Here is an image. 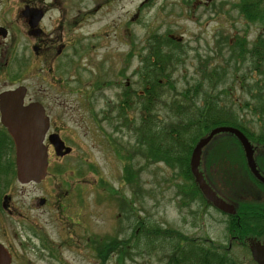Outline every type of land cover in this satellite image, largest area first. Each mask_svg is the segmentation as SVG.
Here are the masks:
<instances>
[{
	"label": "rangeland",
	"instance_id": "374dc122",
	"mask_svg": "<svg viewBox=\"0 0 264 264\" xmlns=\"http://www.w3.org/2000/svg\"><path fill=\"white\" fill-rule=\"evenodd\" d=\"M238 1L54 0L58 6L51 12L60 16L61 40L72 43L67 54L63 52L67 57L61 62V88L67 93L69 90L76 103L71 113L72 121L75 120L71 139L75 146L71 157L76 165L74 189L78 195L86 196L85 201L75 202L79 214L75 242L69 251L64 249L60 264H120L118 252L106 261L100 257V242L111 237L129 243L124 246V264H169L172 251L180 246L179 232L195 239L209 236L230 241V221L220 215L218 223H214L218 213L197 194L179 163L171 167L167 161H154L140 152V147L144 151L146 148L138 143L136 131L141 121L139 102L131 105L126 114L121 107L126 88L133 92L142 90L140 72L143 65L152 62V35L170 36L179 43L173 48L183 59L171 74L170 83L176 85L177 91L205 80L204 74L216 67L221 80L209 90L210 95L220 105L232 107L244 122L252 121L254 130H260L264 118H258L244 103L249 100L254 104L251 93L255 92L249 87L258 79L264 81V73L252 70L250 62L237 70L234 61H225L228 51L221 50L227 37L233 42L235 37L245 35L252 45L264 31L263 20L246 19ZM150 36L152 40L148 41ZM173 94V90L167 92L168 97ZM210 144L218 150L222 147L218 141ZM235 151H224L223 156L229 154L234 159ZM227 161L229 170L225 174H233L239 161L233 165ZM129 162L138 170L135 183L123 177L124 165ZM215 185L223 187L221 182L215 181ZM248 187V181H242L239 194L243 195ZM123 196L129 203L122 209ZM89 235L92 240L87 243ZM190 245L193 248L198 242ZM243 250L235 249L240 259L246 251ZM225 253V259L230 260L229 250Z\"/></svg>",
	"mask_w": 264,
	"mask_h": 264
},
{
	"label": "flooded vegetation",
	"instance_id": "af4514ba",
	"mask_svg": "<svg viewBox=\"0 0 264 264\" xmlns=\"http://www.w3.org/2000/svg\"><path fill=\"white\" fill-rule=\"evenodd\" d=\"M57 6L54 0H0V264H60L64 249L69 251L75 242L73 236L79 224L75 202L86 199L74 189L76 165L71 157L75 146L71 139L75 120L72 121L71 113L76 103L72 93L61 88V62L72 43L61 40L60 16L51 12ZM69 60L73 64V59ZM17 90L24 94L9 100L10 93ZM34 103H40L48 120L44 137L48 164L45 176L23 180L18 174L17 145L8 128V115ZM56 135L63 141V148H57ZM67 147L72 150L66 152ZM258 147L253 143L256 166L264 176L258 165L264 150ZM236 151L243 157L231 175L239 180L252 176L258 179L241 143ZM232 203L235 212L231 214L209 205L218 213L214 223H218L220 215L230 221L227 224L230 241L201 237L200 244L227 245L230 255H236V247L239 252L245 249L242 253L245 264H257L251 242L264 245V205L248 214L249 208L241 207L239 212L237 203ZM201 212L205 217L204 208ZM241 220L250 223L253 230L244 238L236 227ZM90 240L91 236H86L87 243Z\"/></svg>",
	"mask_w": 264,
	"mask_h": 264
},
{
	"label": "trees",
	"instance_id": "16d2710c",
	"mask_svg": "<svg viewBox=\"0 0 264 264\" xmlns=\"http://www.w3.org/2000/svg\"><path fill=\"white\" fill-rule=\"evenodd\" d=\"M237 4L241 7L246 19L250 21L262 19L264 26V5H262V0H239ZM263 35L264 31L258 35L252 45H250L251 43L248 42V37L245 35L235 37L233 42H230L228 37L225 38V42L221 45V50L224 48L228 51L225 61H234L237 65V70H240L241 66L246 62H250L252 70L258 71L260 75L263 74ZM152 37H154L153 40ZM152 37L148 38V41L152 40L150 43L153 49L150 53L152 62L146 66L143 65L140 72L142 90L133 92L126 88L125 101L122 100L123 106L121 110L126 114L127 109H131V105L133 106L139 102L141 121L140 125H136V131L138 132V143L143 144L146 148L144 151L140 147V152L147 158L152 157L154 161H167L171 167L175 166V162L179 163L182 168V174L187 175L188 179L193 181L197 194H199L205 204L210 205L211 203L201 193L190 169V156L197 140L207 135L213 127L232 125L241 128L253 143L259 145L258 150L262 151L264 150L262 146L264 144V125H261L260 130H254L250 126L252 121L244 122L232 107L220 105L210 95L209 90L215 89L221 80L216 67L204 74L205 80H197L193 85L186 86L182 91H177L176 85L173 82L170 83V81L172 71L176 70L183 61L182 55L177 54V51L173 48V45L179 43L171 39L170 36L158 37L152 35ZM216 76L218 79L215 78ZM243 77L244 79L246 78L245 76ZM259 80H256L257 82L249 87L252 90L251 92H255L251 93L252 97L250 96L251 99H254V104L249 100H246L244 104L247 107L251 106L258 118H264V81ZM208 86L210 88L206 89ZM171 90L174 91V94L168 97L167 92ZM218 136L219 138H217ZM214 141L220 142L222 147L220 150L213 146L207 147L202 162L209 183L226 200L237 203L239 212L242 211L240 210L241 207H247L249 208L247 213L251 214L252 210L264 205V183L253 176L250 179H245L248 181L249 187L243 192V195L239 194L238 186H241L244 180L235 179L231 174H225L229 170L226 161L230 160L227 162L233 165L235 162L240 161L243 155L235 151L237 157L232 159L229 154L227 157L223 156V152L236 149L240 142L228 132L216 134ZM216 151L219 154L215 155ZM211 154L215 156H211ZM122 157L125 159L130 158L126 155ZM258 165L264 170V155L259 156ZM137 173L138 170H135L131 162L124 165L123 177L129 183L137 182ZM219 174L220 176L218 177ZM215 181L221 182L222 189L216 187ZM235 186L236 188H234ZM115 191L118 190L115 189ZM257 191L258 194H256ZM186 192L190 191L187 190ZM121 201L123 202L122 205L129 203L125 196H123ZM242 221L237 223L236 227L241 230V237L244 238L245 234L252 233L253 230L250 229V223L245 224ZM228 229L232 231V229ZM152 231L159 232V230L155 231L154 229ZM136 232L137 230L135 229L134 233ZM166 232L168 231L166 230ZM178 236L180 246L177 250L172 251L171 256H169V264H241L244 261L243 258L240 259L232 253L231 255L229 254L231 258L228 262L224 256L227 255L225 251L229 248L227 245L218 246L216 243H212L209 246L207 244L202 246L203 244H200L201 238L195 239L182 232H179ZM193 241H197L198 246L192 248L190 244ZM100 243L103 246L102 254L100 255L103 261H106L113 252H118L119 263L124 264L126 255L124 246L129 244L126 239L119 240L116 237H111L107 241Z\"/></svg>",
	"mask_w": 264,
	"mask_h": 264
},
{
	"label": "water",
	"instance_id": "95a60500",
	"mask_svg": "<svg viewBox=\"0 0 264 264\" xmlns=\"http://www.w3.org/2000/svg\"><path fill=\"white\" fill-rule=\"evenodd\" d=\"M24 94L20 90L13 91L8 97L9 100H16ZM20 96V97H21ZM21 99V98H20ZM43 109L40 103H34L29 107H20L16 113L8 115V128L18 151V174L23 180L29 178L39 179L46 174L47 170V151L44 145V137L48 127V120L42 113ZM220 132H230L234 134L242 143L248 164L252 172L258 179L264 182L262 176L256 167L254 160V148L249 138L242 130L230 125H219L214 127L210 133L201 137L193 148L190 160L191 171L198 183L204 196L218 209L226 213H234L235 206L220 196L215 189L206 181L203 172L199 169L201 156L204 146ZM54 142L57 148L64 147L63 141L56 135ZM69 152L71 147L66 148ZM251 252L257 264H264V245L251 242Z\"/></svg>",
	"mask_w": 264,
	"mask_h": 264
}]
</instances>
